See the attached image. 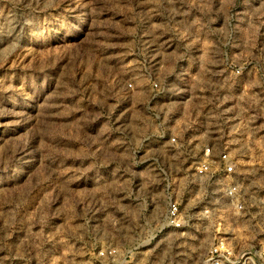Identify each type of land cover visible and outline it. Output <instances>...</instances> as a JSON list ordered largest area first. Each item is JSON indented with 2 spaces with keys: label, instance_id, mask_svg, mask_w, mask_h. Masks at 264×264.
<instances>
[{
  "label": "rangeland",
  "instance_id": "374dc122",
  "mask_svg": "<svg viewBox=\"0 0 264 264\" xmlns=\"http://www.w3.org/2000/svg\"><path fill=\"white\" fill-rule=\"evenodd\" d=\"M153 79L166 124L188 120L181 149L157 136ZM206 143L233 157V197L195 174ZM263 237L264 0H0V264L108 245L206 264Z\"/></svg>",
  "mask_w": 264,
  "mask_h": 264
},
{
  "label": "built area",
  "instance_id": "2783aa9c",
  "mask_svg": "<svg viewBox=\"0 0 264 264\" xmlns=\"http://www.w3.org/2000/svg\"><path fill=\"white\" fill-rule=\"evenodd\" d=\"M151 87L154 94L148 100L147 108L153 115L157 125L162 128L161 130H157V136L168 143L173 149L185 147L191 142V139H189L186 133H183L182 128L184 127L188 130L187 118H181L180 111H175L166 124L165 118L161 115V111H158L155 107L159 98L163 97L165 87L157 79L151 80ZM182 91L179 90L176 94H181ZM184 124L185 126H183ZM199 157L200 161L195 167V174L200 178L212 176L213 183L223 185L225 195H231L233 197V193L237 190V185L234 184L236 180V163L231 154L226 150L217 151L213 145L206 143L200 146ZM159 171L161 174L168 175L164 167L160 166ZM165 224L168 227L176 229L184 225L181 204L172 194L168 196L167 200ZM231 254L225 246L217 244L211 250V256L208 258L206 264H264V237L258 242H252L250 248L240 254V257L237 259L233 260ZM129 258L130 256L122 253L121 249L117 246L108 245L99 248L95 252V256L87 264H133V260Z\"/></svg>",
  "mask_w": 264,
  "mask_h": 264
}]
</instances>
